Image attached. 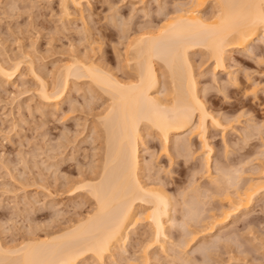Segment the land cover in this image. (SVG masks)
Segmentation results:
<instances>
[{
	"label": "rangeland",
	"instance_id": "374dc122",
	"mask_svg": "<svg viewBox=\"0 0 264 264\" xmlns=\"http://www.w3.org/2000/svg\"><path fill=\"white\" fill-rule=\"evenodd\" d=\"M59 1L0 0V61L7 62L10 59L25 55L32 59V68L36 74L39 73L38 76L41 75L42 79L49 85H51V80L56 77V73L58 74L66 61L68 62V59L74 54L87 55V59L91 61L95 59L94 63L97 65L102 63L100 66L105 67L110 72L112 71V74H117L116 77H123L124 73L127 72V70H122V66L125 67L126 65V60L123 59L126 56L125 47L129 40L133 39V37L135 38L144 29L148 30L152 26L160 25L162 16L173 15L174 10L178 11V8L182 9L187 6L186 0H80L83 12L82 16L81 14L79 15L83 19L81 17H79L81 19H78L76 17L79 16L78 12L75 13L70 7L73 10H70L72 15H75L72 16L75 20L73 19V21L71 17V24L69 25L67 22L69 20L59 15ZM160 9L163 10L161 11ZM212 9L211 5H207L203 8L201 14L207 16L214 11ZM118 18H121V20ZM65 20L69 27L66 25ZM117 20L121 21L120 23L123 25L120 26V28L122 27L120 31L130 23L129 31H125L123 36H120L123 31L121 34L119 33V25L117 24L119 22ZM123 20L127 22L125 23ZM80 22L85 23L83 25L89 27L90 34H86L87 32L83 30L86 27ZM113 24L118 29H115ZM63 26L67 28L65 29ZM81 28L82 32L80 31ZM125 30H127V27ZM83 31L85 34H83ZM87 31L89 32L88 29ZM259 37L248 47L249 54L246 51L227 53L225 70L214 73L215 75L212 74L211 61L205 57L206 55L204 56V53L197 51L189 54L197 85L199 84L198 95L202 98L201 100L207 111L222 126L228 120L238 117L235 119L238 120V124L236 123L237 121L232 120L234 124L231 123L232 121L230 122L234 129L226 128L225 132L220 130L223 129L222 126H216L218 127L216 128L211 121L207 120L206 137L212 151L209 154L211 168L214 167L213 164H216V161H218L217 164L219 163L218 166L224 165L223 167L226 170L231 163H233L234 167H237L235 166L236 161L240 164L243 163L242 161L247 160L244 163V169L242 166L237 167L239 168L238 170L242 171L243 169L246 172V174H243L242 171V174H239L242 179L240 183L242 181L246 183L247 178H250L249 180H256L253 182L261 187L260 194L254 198L248 209L249 211H246L248 214L232 218L235 220H230L228 224L220 226L221 228L217 226L216 229H213L216 234L213 232L211 235H207L208 232L204 230L205 233H203L200 228L202 232H200L201 234L197 233V236L195 235L196 238H193V242L188 239L186 251L181 244H178L183 251L188 253V256H184L189 257L188 259L186 258L191 261L189 264H201L202 262H205L204 264H264V189H262L264 188V185H262L264 183V163H262L264 161L262 159L264 158V153H262L264 149H261L262 145H264V139L262 141L260 139L264 138V37ZM26 67V65L21 67V76H17L11 84H5L0 79V242L8 248L17 246L25 241V238L32 235H40L39 237L42 238L46 232L63 229V227L73 223L80 216H85L92 208V201L85 192L80 193V190L77 191V189L75 191V186H77L79 181L86 179L87 176L91 177L92 173L95 175L99 171L103 153L101 151L103 149V140H101L102 142L100 141L99 136L101 134L96 126V120L105 104L106 97H104V94L93 86L91 88L90 84H88L90 86L88 87L87 83L89 82L86 79L75 82H72L71 79L70 84H73H71L72 87L69 85L70 89L68 88L64 101L60 103V107L58 106L56 111H52L39 100L37 96L38 82L34 80L29 70H27L28 67L27 69ZM121 73L123 74L121 75ZM159 76L162 84L164 76ZM231 77L236 78V82L229 80ZM74 83L76 84L74 85ZM251 84L257 86L256 95L246 92L247 86H252ZM93 89L98 90L97 93ZM247 128L248 131H246ZM143 131L142 134H145H143L144 146L139 149L140 157L142 158L141 163L144 165L145 160L149 162L152 158L151 161H153L152 163L155 166L153 171L156 168L154 171L156 172L155 177L162 180L164 184L166 183L167 193L171 199H175V204L183 197H187L189 200L190 195L188 194L192 192L188 188L191 182L189 184L187 182L191 175L190 167L193 168L195 166L196 170L198 168L201 170V166L198 167L197 165L201 164V155L204 152L201 151L196 133L191 134L192 136L190 135L191 137L189 138L192 152L190 150L191 153H188L191 155L188 154V157L183 159L174 158L173 163L169 164L168 158L159 154L160 145L158 140L150 138L152 134L149 135V131V134L147 133L149 136L145 133L146 130ZM186 132L188 133V131ZM186 132L178 137L187 139L189 134ZM248 132H250V135ZM244 139L247 140L243 141ZM226 146L229 148L226 149ZM223 154H225L226 158ZM183 161H187L186 164ZM223 161L227 162L224 164ZM249 161L251 162L250 164L248 163ZM226 163H230V165L228 164V166ZM211 170L213 173V168ZM228 170L229 168L226 171ZM230 170L234 171L233 167ZM230 170L228 172H231ZM199 174L194 181L197 178V182L200 185L195 182L197 184L193 183V186H200L199 189L203 187L204 190L205 187L206 190L210 189V186L207 188L208 181L203 176L204 174L200 176ZM201 176L203 177L200 178ZM203 189L200 190L203 195L202 198L201 194L199 195L201 200L198 198V202L203 201L204 210H207L201 211L204 212V214L202 213L204 217L200 216L201 219L206 221L205 225H201L205 227L208 225V219L204 218H209L211 214L219 213L221 208H225L226 205L225 202H222V199H218L219 196L216 197L214 195L215 197H213L210 191H208L210 195H206L207 193H203ZM210 196L214 199L212 200ZM207 203L208 206L206 205ZM202 204L200 203V208ZM180 205H178V208L176 206L177 213L181 212ZM176 216L175 214L173 217ZM180 216L181 214L177 216L178 220H181ZM144 225V221H142L141 224H138V227L136 226L137 228L134 227L130 230L129 239H131H128V243L126 241L127 244L125 243L124 245L126 253L122 254V260L121 254L119 255L116 252L113 260L108 259L104 264H131L128 260H131L130 258L133 255L132 259L140 256V251H137V256L134 253L140 247L139 243L136 242H138L139 237L145 231V229H142ZM188 226H190L189 231L195 232L199 230L193 224ZM177 228L175 227L174 229L176 230ZM174 229L168 230L170 242L173 245L179 243L180 239L178 237L182 238L185 234L184 232H186L185 230L181 232V228L179 229L180 232L178 229V231H173ZM132 230H135L134 233ZM134 234H138L139 237ZM139 234L142 235L140 236ZM185 237H188L187 232ZM136 238L138 239L136 240ZM171 238L175 241L177 240V242L173 239L174 242H172ZM181 240L184 241V238ZM177 248L175 247L173 252L169 251L168 253L172 252V255L175 254L176 257H179L183 251L180 250L181 248ZM194 249L196 250L195 254L192 252ZM202 249H206L207 252L201 251ZM199 250L202 253L204 252L201 254H205L206 261H204V257L202 261ZM162 255L164 256L165 254H161L159 250H150L148 256L149 259H152L147 264H179L181 261L177 262L176 258L168 260V257L167 259L164 258L166 255L164 257ZM169 255L171 253L167 256ZM185 257L183 260H186ZM125 259L127 260L124 261ZM114 260L115 262H112ZM82 264L94 263L89 259V261H84Z\"/></svg>",
	"mask_w": 264,
	"mask_h": 264
},
{
	"label": "bare ground",
	"instance_id": "6f19581e",
	"mask_svg": "<svg viewBox=\"0 0 264 264\" xmlns=\"http://www.w3.org/2000/svg\"><path fill=\"white\" fill-rule=\"evenodd\" d=\"M81 1H59V15L69 20L67 21L69 25L71 24L70 18L75 16L72 15L71 11L74 10L75 13L78 12V15L81 14L82 16ZM186 1V8L182 4L184 8H178V11L174 10L173 15L162 16L163 18L160 25L152 26L149 29L147 28L148 30L144 29L146 31L143 30V32L138 33L136 31L138 35L136 36L134 34L136 37H133L131 40H129V37L126 35L129 42L125 47V51L127 52L123 60H126V65L125 67L122 66V70H127V72L124 73L125 75H123V77H116L117 74H112V71L110 72L106 70L105 67H101L100 65L102 63L97 65L94 63L95 59L91 61L87 59V55H85V57L84 54L81 55L79 52L80 55L74 54L71 58L69 57L70 55L68 56L70 59H68V62L66 61L65 64L63 63L64 65L61 70H59L58 74L56 73V77L54 79L52 78L51 85L46 83L41 75L38 76L39 73L36 74L32 68V59H29V57L25 55L10 59L7 62L0 61V79L5 82V84H11L12 81L20 75L21 67L26 65L28 67V69L27 67L26 69L29 70L34 80L38 82L37 96L39 100H41L47 108L52 109V111H56L58 106L60 107V103L64 101L68 88L70 89L71 84H73H70L71 79L72 82L86 79L89 82L87 86L90 84L91 88L92 86L95 87L106 97L104 107H101L102 111L98 114L96 120V126L101 134L99 136L100 141L103 140V142L101 141L103 147L101 150L103 152H101V166L100 168L98 167L99 171L96 170L97 173L95 172V175L92 173L91 177L87 176L86 179L82 178V181L78 180L79 182L77 186H75V191L77 189V191L80 190V193L85 192L91 199L92 208L85 216H80V218H77L73 223L63 227V229H55V231L51 230V232H46L43 234L42 238L39 237L40 235H32L27 238L24 237L25 241L22 240L23 242H19L20 244L11 248L2 245L0 242V264H82V262L89 261V259L92 260L94 264H104L108 259L113 260V257L116 256V252H118L119 255L121 254L122 260V254L126 253L124 245L126 241L128 243L131 239H129L131 235L129 234L130 230L136 226L138 227V224H141L142 221H144L145 224L144 228H142L145 229L144 233H142L143 235L141 234V236L139 234L141 236L139 237L138 234H134L136 237H139V239L136 238V240L138 239L136 243H139L140 246L139 249H136V253L134 254L136 255L138 253L137 251H140L141 255L132 259V257H134L133 255L128 262H131V264H147L148 261L152 259H149L148 256L150 250L155 249L156 251L159 250L161 254H165V257L162 255L165 259H167V257L168 260L176 258L177 262L181 260L179 264H183V262H187L189 258L185 257L188 256V253L185 252V248L188 245L187 243L189 240H194L197 233L203 230V233L208 232L207 235H211L213 232L215 233L213 229H216L217 226L226 225L230 220H235L232 218L246 215V211L251 206L254 198L256 196L258 197L260 194L261 187L253 182L256 180H249L250 178H247V180L245 179L246 183L243 181L241 182L243 184L240 183L242 179L240 178L241 175L239 177V174H242L244 163L247 161L245 159V161H242L243 163L240 164H238V161H236L237 163L235 162V166L243 167V169L240 167L242 171L238 170L239 168L234 167L233 163H231L234 169V171H232L230 170V168H232L230 163H226L230 165L227 169L229 168L231 172H228L229 170L226 171L227 169L225 170V167H223L224 165L220 167V165L218 166L219 163L217 164L218 161H216V164H213L214 167L212 168L214 172L212 173L209 155L212 151L206 137V130L208 127L207 120L211 121L215 127H220L222 124L207 111L201 100L202 98L198 95L199 84L197 85L189 54L197 51L202 54L204 53V56L206 55L205 57L211 61L212 74L225 70L227 53L232 51H246L249 54L248 47L254 40L260 38L259 36L264 37V0ZM207 5H211L214 11L205 16V14L202 15L201 12H203V8ZM70 7H72L73 10H71ZM74 12L73 14H75ZM81 16L79 15L76 17L81 19ZM110 17L112 18V16ZM73 19L74 17H72V20ZM118 19L121 20V18ZM117 21L119 22L117 23L119 25V33L121 34L123 31L120 36H123L125 31H129L128 28L130 23L120 31L122 28H120V26L123 25L120 23L121 21ZM123 22L126 23L127 21L123 20ZM80 23L82 25L85 24L82 22ZM113 23H115V21H113ZM68 24L66 23V25ZM66 25L64 24V26ZM64 26L63 28L66 29L67 27ZM84 27H86V29H83L87 32L86 34H90L89 27H87V25ZM113 27L118 29L114 24ZM126 27L127 30H125ZM80 31L82 32V28ZM84 31L83 34H85ZM122 74L123 73H121V75ZM159 75L164 76L162 84ZM212 77L214 76L212 75ZM235 79L236 78L231 77L229 80L236 82ZM75 84L76 83H74V85ZM251 85L252 86L248 85L247 89L245 88L247 90L246 92L256 95L257 86H255V84ZM95 91L96 90H94V92ZM94 95L96 94L94 93ZM237 118L236 116V118L232 120L235 122L237 121L236 123L238 124V120H235ZM232 120H228L226 122L227 124L224 123L225 125L222 126L223 129L220 130L225 132L226 128H233L231 126L232 124H230ZM233 121L231 123H233ZM248 128L246 131H248ZM143 130H146V134L148 131L150 133H148L149 135L152 134L150 138L158 140L160 145L159 154L168 158L169 164L173 163L174 158L183 159L188 157V154L191 155L190 153L192 150L190 149L191 144L189 143V138L193 133H196V137L199 141L198 143H200V148L202 149L201 151H204L201 155V164L197 165L198 167L201 166V170L197 167V171L195 166L193 168L190 167L192 171L190 169L191 175L187 182L188 184L191 183L189 184L190 187H188V185L187 187L190 188L192 192L188 194L190 195L189 200L187 197L182 198V195V199H178L179 202H182L179 203L177 202L178 200L175 201L178 205H182H180L181 212L179 211L181 220L177 218V216L180 215L177 213V208L179 206L174 203L175 199H171L168 195L167 189L165 188L167 187L165 186L166 183L164 184L162 180L155 177L156 172L154 171L156 168L153 171L155 166L152 163L153 161H151L152 158L149 162L145 160L144 165L141 163L142 158L140 157L139 149L144 146ZM186 131H188V133ZM184 132L189 134L188 137L186 136L187 139L178 137ZM249 133L250 132H248V134ZM238 137H240V135H238ZM260 139L262 141L264 138ZM227 148L229 147L226 146V149ZM261 149H264V145H262ZM223 156L225 157V154H223ZM183 162L186 164L187 161ZM259 162L261 163V161ZM248 163L250 164L251 162L249 161ZM262 163H264V161H262ZM244 173L246 174L245 171H243V174ZM198 174L199 176L204 174L203 176H205L206 181H208L207 188L210 186V189L206 190L205 187L204 190L203 187L199 189L200 186H193V183L197 182V178L196 181L194 180ZM144 178L146 179L144 180ZM262 185H264V183H262ZM202 189L203 193H207L206 195H210L208 192L210 191L213 197H215L214 195H216V197L219 196L218 199H222V202H225L226 205L225 208L221 206L223 208H221L219 213L211 214L209 218H204L210 221H207L208 225L205 227L201 225H205L206 221L201 219L200 216H202V213L204 214V212L201 211H205L206 209L204 210L203 201L198 202V198L201 200L199 195ZM72 191H74V189H72ZM202 195L203 194L200 195L201 198ZM212 196L210 197L212 198ZM213 199L214 198H212V200ZM200 203L203 208L199 207ZM206 205L208 206V203ZM206 205L205 207H207ZM175 214L177 216L173 217ZM202 217H204V215ZM190 223L199 230L195 232L189 231L190 226L188 225L192 226ZM175 227H178V230L181 228V232L185 230L187 236L190 238L185 237L186 232H184V236L181 235L184 241L181 240L182 238L178 237L180 239V241L178 239L179 243L174 245L173 243L171 244L168 230L174 229ZM186 227L188 228L186 229ZM177 229L173 231H178ZM186 238L187 240H185ZM172 239L173 238H171V240ZM173 240L172 242L175 241ZM175 242H177V240ZM168 244L169 248L167 247ZM178 244H181L185 251H183L182 247ZM174 246L181 248L180 250L183 251L179 257H176L175 254L172 255L173 249L175 248ZM200 247H202V245ZM227 247L229 248V246ZM180 250L178 251L181 252ZM169 251H172L170 252L171 255H169L170 258L167 256L170 254L168 253ZM195 251L194 249L192 252L195 254ZM201 251L207 252L206 249H202ZM201 253L202 252H200V254ZM202 254L200 256H202L203 261V257L205 258L206 256ZM182 255L183 257L181 258ZM184 257L187 259L183 260ZM206 259L207 258H205L204 261H206ZM126 260L127 259L124 261ZM112 262H115V260ZM186 262H184V264H189L191 261Z\"/></svg>",
	"mask_w": 264,
	"mask_h": 264
}]
</instances>
